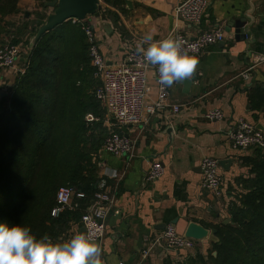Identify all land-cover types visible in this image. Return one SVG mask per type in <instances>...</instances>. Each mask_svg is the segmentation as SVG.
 <instances>
[{"label":"crops","instance_id":"crops-1","mask_svg":"<svg viewBox=\"0 0 264 264\" xmlns=\"http://www.w3.org/2000/svg\"><path fill=\"white\" fill-rule=\"evenodd\" d=\"M43 1L18 0L17 9L27 13L25 17L34 10L45 15L52 13L53 8L44 7ZM132 1L133 8L127 9L124 3L122 11L101 0L102 9L114 11L116 20L107 14L101 17L99 11L86 18L108 65L120 62L129 49H146L150 43L177 31L194 36L221 25L225 39L207 46L198 56L197 73L187 88L183 82L170 87L168 106L153 114L144 113V120L135 126H118L112 120H103L105 133L124 134L132 140L133 149L130 156H121L101 146L94 159L102 178L99 191L109 194L113 200L104 220L105 234L96 242L102 248L104 264H191L199 255L206 259L212 243L217 241L215 233L198 240L192 249L154 246L145 257L143 251L168 223L183 234L189 221L212 229V224L229 218L228 207L241 189L237 178L248 174L239 157L250 155L253 149L235 148L227 132L239 118L264 125L262 111L250 109L248 90H245L253 81L264 85V74L259 70L251 72L247 80L242 77L252 55L246 58V43L234 26L226 31V22L231 17L242 16L248 6L246 0H211L198 26L175 17L174 8L181 0ZM252 15L255 42L250 44V51L264 54V0L254 1ZM147 35L152 36V41H145ZM27 38L29 40L30 32ZM22 51L21 61L27 45L22 46ZM14 81L13 71L0 70V112L8 102ZM147 81L149 99L146 103L154 98L157 90L153 70L148 71ZM174 103L180 104L178 113L171 111L170 105ZM212 109H220L223 118L208 119L205 113ZM167 125L173 129L170 143L165 132ZM205 156L218 161L231 159L230 164H225L227 168L220 166L223 185L219 196L201 186L200 161ZM153 161H160L163 168V174L154 181L146 177ZM90 202L72 198L70 209L76 211L78 217L70 221L60 243L84 234L80 215L90 209Z\"/></svg>","mask_w":264,"mask_h":264},{"label":"trees","instance_id":"trees-1","mask_svg":"<svg viewBox=\"0 0 264 264\" xmlns=\"http://www.w3.org/2000/svg\"><path fill=\"white\" fill-rule=\"evenodd\" d=\"M17 1L0 0V46L6 38L27 45V33L46 19L39 10L25 17ZM104 1L124 11L123 0ZM104 13L117 18L110 9ZM24 55L25 71L15 75L0 112V223L29 227L38 239L47 235L55 243L78 217L68 208L51 215L57 189L70 186L86 203L99 191L94 159L108 134L96 97L100 80L85 35L70 20L42 34ZM247 100L264 118V85L253 81ZM87 114L97 120L88 121ZM239 159L248 174L237 178L241 189L228 207L230 222L211 225L217 241L206 259L199 255L191 264H264V152L253 149Z\"/></svg>","mask_w":264,"mask_h":264},{"label":"built area","instance_id":"built-area-1","mask_svg":"<svg viewBox=\"0 0 264 264\" xmlns=\"http://www.w3.org/2000/svg\"><path fill=\"white\" fill-rule=\"evenodd\" d=\"M211 0H181L174 8L177 19L198 26L205 15ZM72 23L78 24L85 35L88 56L94 67L95 75L100 79V86L96 90V97L104 109V120L113 121L118 126H135L144 120V113L153 114L168 106L169 90L159 83L157 68L147 64L142 53L135 49H129L123 59L115 64L108 65L99 49L95 31L85 19L70 18ZM172 35L185 41V49L189 54L199 56L204 49L225 39V33L221 25L210 30L200 31L194 36L183 34L179 31ZM247 37V35H245ZM22 47L6 40L0 46V70L13 71L15 75L25 71L26 63L21 62ZM252 60L242 72L244 79H249L251 72L261 71L264 74V54L254 52ZM153 70L157 87L154 98L149 99V85L147 73ZM171 111L178 113L180 104H171ZM210 120L222 119L223 112L220 109H212L205 113ZM88 121L97 120L92 114H87ZM231 144L238 149L264 150V132L246 119L239 118L233 127L227 132ZM103 150L115 155H131L133 142L124 134L109 131L103 139ZM201 186L216 196L221 193L223 176L220 172L219 161L211 156H205L200 161ZM163 174L162 163L153 161L147 172V179L155 180ZM73 195L83 197L82 192H75L70 186H60L55 194L56 205L51 210V215L57 216L63 209L72 207ZM94 203L90 209L83 212L80 221L84 227V234H94L95 240H100L105 234V217L108 214L112 197L102 191L94 193ZM197 240L178 233L172 223L165 225L164 229L152 238L148 248L143 251V257L147 256L150 248L164 246L170 249H192ZM119 264H123L120 262Z\"/></svg>","mask_w":264,"mask_h":264},{"label":"clouds","instance_id":"clouds-1","mask_svg":"<svg viewBox=\"0 0 264 264\" xmlns=\"http://www.w3.org/2000/svg\"><path fill=\"white\" fill-rule=\"evenodd\" d=\"M145 41H152V36L147 35ZM138 51L147 64L157 68L163 87L191 79L200 64L198 56L185 49V41L174 35ZM101 257L102 248L92 233L54 243L47 235L38 239L29 227L0 223V264H104Z\"/></svg>","mask_w":264,"mask_h":264},{"label":"water","instance_id":"water-1","mask_svg":"<svg viewBox=\"0 0 264 264\" xmlns=\"http://www.w3.org/2000/svg\"><path fill=\"white\" fill-rule=\"evenodd\" d=\"M254 1L255 0H246L247 8L243 11L242 16L240 17H231L226 22V31H230L231 27H235V31L244 38L246 43L245 47V55L246 58L251 56L250 51V44L255 42V35L252 31V24L254 22V16L252 15L254 11ZM125 3V7L127 9L133 8V1L132 0H123ZM44 7H51L53 8L52 13L46 16L45 21L41 24L36 32L32 34L28 40L27 44V52L25 53L24 57H28L35 46L37 40L40 38L42 34L45 32L53 29L54 27L68 21L70 18H77V19H85L90 15H93L100 12L101 17H105L104 10L102 9L101 0H44L43 1ZM27 16V13H25ZM248 35V37H245ZM192 80H186L183 82L185 88H187L191 84ZM252 82L248 83L245 86V90L247 91L251 86ZM255 127L259 130H264V125L258 123ZM165 132L168 134V142H171L173 129L171 125H167L165 128ZM168 143V145H169ZM167 145V146H168ZM166 146V147H167ZM264 152V150H263ZM226 163H231V159H222L219 161L220 166L223 168H227L225 165ZM144 188L146 187V183H143ZM102 188V187H101ZM91 205L94 203V200H91ZM224 224L229 223L230 219L226 218L222 221ZM84 229V227H83ZM210 233H216V229L206 228L199 222L196 221H189L185 227L183 234L186 237L193 238L195 240H205L209 237ZM212 255H216V251L211 252Z\"/></svg>","mask_w":264,"mask_h":264},{"label":"rangeland","instance_id":"rangeland-1","mask_svg":"<svg viewBox=\"0 0 264 264\" xmlns=\"http://www.w3.org/2000/svg\"><path fill=\"white\" fill-rule=\"evenodd\" d=\"M5 40H10L9 38H6ZM23 42V41H22ZM95 77L98 79V81L100 80L98 76L95 75ZM105 112V111H104ZM212 249V247H211ZM211 249L209 250V252L211 251ZM214 251V250H213Z\"/></svg>","mask_w":264,"mask_h":264}]
</instances>
